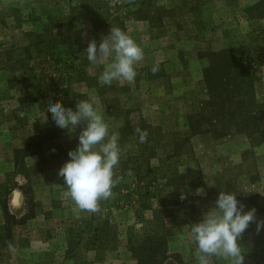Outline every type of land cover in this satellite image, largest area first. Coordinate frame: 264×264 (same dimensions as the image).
<instances>
[{
    "label": "rangeland",
    "instance_id": "374dc122",
    "mask_svg": "<svg viewBox=\"0 0 264 264\" xmlns=\"http://www.w3.org/2000/svg\"><path fill=\"white\" fill-rule=\"evenodd\" d=\"M260 1L146 0L150 18L137 19L136 0H0V264H137V239L159 223L158 262L198 264L188 225L202 221L222 190L235 194L244 212L256 209L238 243L244 264H264V228L257 231L264 141L252 146L231 124L222 136L189 129L208 100V52L231 50L263 102L264 8H253ZM112 26L144 51L132 85L101 86L103 68L87 60L89 42L99 45ZM79 100L93 103L122 149L131 146L97 213L65 198L58 175L85 125L61 129L47 112L49 102L76 110ZM140 124L146 143L134 131ZM210 264L229 262L211 257Z\"/></svg>",
    "mask_w": 264,
    "mask_h": 264
},
{
    "label": "clouds",
    "instance_id": "9594fccd",
    "mask_svg": "<svg viewBox=\"0 0 264 264\" xmlns=\"http://www.w3.org/2000/svg\"><path fill=\"white\" fill-rule=\"evenodd\" d=\"M126 2L132 4L134 0ZM85 53L92 65L103 68L98 78L101 86H111L114 81L132 85L138 75L135 66L144 59V51L134 39L113 26L99 45L95 40L90 41ZM159 70L158 62L151 67L153 75ZM47 112L52 113V119L61 129L71 132L79 125H85L79 135L78 147L69 151L70 159L58 175L66 185L65 198L71 199L81 211L99 212L100 202L112 197L113 188L119 182L114 178V169L131 146L120 147L119 133L109 134V125L88 100H79L76 110L65 108L60 102H49ZM19 115L23 118L25 114L20 112ZM134 131L140 143L147 142L146 130L137 127ZM197 194H203V190L198 189ZM180 199H186V194L181 193ZM243 209L235 194L222 190L215 205L203 214L202 221L188 225L196 244L198 264H210L211 257L229 264H244L245 254L238 239L256 219V209L247 212ZM261 228H264V221L257 222V231ZM7 248L15 251L10 241Z\"/></svg>",
    "mask_w": 264,
    "mask_h": 264
},
{
    "label": "trees",
    "instance_id": "16d2710c",
    "mask_svg": "<svg viewBox=\"0 0 264 264\" xmlns=\"http://www.w3.org/2000/svg\"><path fill=\"white\" fill-rule=\"evenodd\" d=\"M146 3V0H136L134 13L137 19L150 18L149 15H143L142 7L146 6ZM253 8L261 11L264 8V0ZM208 54L214 57L202 70L208 100L198 112L190 116V131L212 134L218 132L216 135L222 136L230 132L231 125H235V130L243 132L252 146L259 141H264V124L260 125L258 122L259 119L264 118V100L259 102L256 99V87L248 69L240 68V63L237 62L231 50H218ZM194 117L195 122H193ZM226 120L233 123H226ZM262 121L264 123V119ZM137 127L146 130L144 125H136ZM142 204L147 206L144 201ZM143 205L141 208H144ZM159 224H155L151 229L152 232H156L137 239L136 252L135 248L133 249L137 264H160L155 257V252H159L156 248L162 245L159 243L162 238L157 231L163 228V225ZM160 252L157 253L158 256Z\"/></svg>",
    "mask_w": 264,
    "mask_h": 264
}]
</instances>
